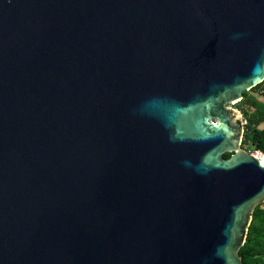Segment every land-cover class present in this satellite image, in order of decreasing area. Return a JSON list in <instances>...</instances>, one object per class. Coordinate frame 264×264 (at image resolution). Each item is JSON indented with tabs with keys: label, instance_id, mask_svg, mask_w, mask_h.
Wrapping results in <instances>:
<instances>
[{
	"label": "water",
	"instance_id": "water-1",
	"mask_svg": "<svg viewBox=\"0 0 264 264\" xmlns=\"http://www.w3.org/2000/svg\"><path fill=\"white\" fill-rule=\"evenodd\" d=\"M263 81L264 0H0V264H245Z\"/></svg>",
	"mask_w": 264,
	"mask_h": 264
},
{
	"label": "trees",
	"instance_id": "trees-1",
	"mask_svg": "<svg viewBox=\"0 0 264 264\" xmlns=\"http://www.w3.org/2000/svg\"><path fill=\"white\" fill-rule=\"evenodd\" d=\"M263 98H251L250 91L244 92L239 102L245 120L243 146L252 144L255 151L264 155V81L251 89ZM231 154L226 153L225 157ZM245 264H264V202L256 206L253 220L249 226L246 242L240 249Z\"/></svg>",
	"mask_w": 264,
	"mask_h": 264
},
{
	"label": "rangeland",
	"instance_id": "rangeland-1",
	"mask_svg": "<svg viewBox=\"0 0 264 264\" xmlns=\"http://www.w3.org/2000/svg\"><path fill=\"white\" fill-rule=\"evenodd\" d=\"M249 95H250L251 98H258L259 97L258 93L256 91L255 92L251 91L249 93ZM259 99L261 101H263V98L259 97ZM234 109L237 111L238 117L240 118V121H241L242 125L245 127V123L246 122L244 120V115H243V112L241 110V106H239V104H238ZM244 149H246V151H248V152H253L255 154H258V155L262 156V158L264 160V155L260 151H255L254 150V146L252 144H248L247 146H244Z\"/></svg>",
	"mask_w": 264,
	"mask_h": 264
},
{
	"label": "bare ground",
	"instance_id": "bare-ground-1",
	"mask_svg": "<svg viewBox=\"0 0 264 264\" xmlns=\"http://www.w3.org/2000/svg\"><path fill=\"white\" fill-rule=\"evenodd\" d=\"M264 161V160H263Z\"/></svg>",
	"mask_w": 264,
	"mask_h": 264
}]
</instances>
